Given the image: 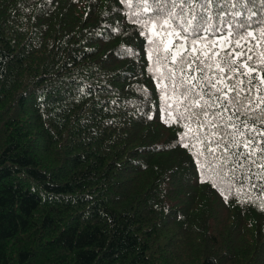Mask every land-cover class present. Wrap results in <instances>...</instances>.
<instances>
[{
  "label": "trees",
  "instance_id": "16d2710c",
  "mask_svg": "<svg viewBox=\"0 0 264 264\" xmlns=\"http://www.w3.org/2000/svg\"><path fill=\"white\" fill-rule=\"evenodd\" d=\"M0 264H264V0H0Z\"/></svg>",
  "mask_w": 264,
  "mask_h": 264
},
{
  "label": "rangeland",
  "instance_id": "374dc122",
  "mask_svg": "<svg viewBox=\"0 0 264 264\" xmlns=\"http://www.w3.org/2000/svg\"><path fill=\"white\" fill-rule=\"evenodd\" d=\"M227 45H228V43L226 42V41H224L223 39H220V40H218V42H217V46L219 47V48H225V47H227ZM183 47H181V51H183Z\"/></svg>",
  "mask_w": 264,
  "mask_h": 264
}]
</instances>
